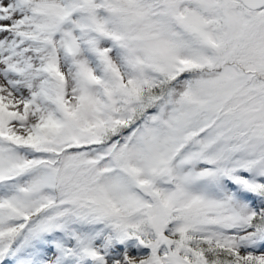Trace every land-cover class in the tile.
<instances>
[{
    "label": "snow or ice",
    "instance_id": "obj_1",
    "mask_svg": "<svg viewBox=\"0 0 264 264\" xmlns=\"http://www.w3.org/2000/svg\"><path fill=\"white\" fill-rule=\"evenodd\" d=\"M0 264H264V0H0Z\"/></svg>",
    "mask_w": 264,
    "mask_h": 264
}]
</instances>
